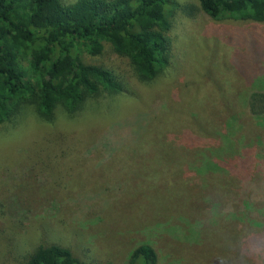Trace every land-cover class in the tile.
Instances as JSON below:
<instances>
[{"label":"rangeland","instance_id":"obj_1","mask_svg":"<svg viewBox=\"0 0 264 264\" xmlns=\"http://www.w3.org/2000/svg\"><path fill=\"white\" fill-rule=\"evenodd\" d=\"M179 3L157 79L140 83L104 43L81 59L110 70L127 95L101 94L72 119L30 111L0 125L8 230L36 245L61 237L87 264H127L141 244L158 264H264V114L251 120L248 109L251 94H264V23L214 21L197 0ZM52 129L71 137L62 158ZM247 213L262 241L243 248L234 239Z\"/></svg>","mask_w":264,"mask_h":264},{"label":"trees","instance_id":"obj_2","mask_svg":"<svg viewBox=\"0 0 264 264\" xmlns=\"http://www.w3.org/2000/svg\"><path fill=\"white\" fill-rule=\"evenodd\" d=\"M64 2L0 0V125L30 111L46 123H53L60 112L72 119L101 94L127 95V85L110 70L81 59L82 51L100 55L104 43L127 59L142 84L151 83L167 69L170 19L180 8L179 0ZM197 2L214 21L264 23V0ZM248 109L251 120L262 116L264 94H251ZM50 137L53 158L64 157L71 148V137L57 129L51 130ZM56 143L65 147H56ZM219 167L217 181H222L229 165ZM246 224L235 231L238 247H254L262 241L253 215L247 213ZM28 236L8 230L0 220V264H87L64 246L61 237L53 235L47 243L36 245V238ZM158 257L154 247L141 244L131 251L127 264H158Z\"/></svg>","mask_w":264,"mask_h":264}]
</instances>
